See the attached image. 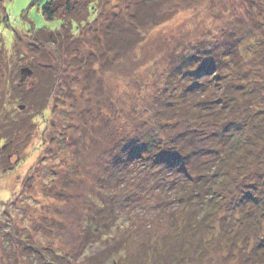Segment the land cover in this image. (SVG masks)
<instances>
[{
    "label": "rangeland",
    "instance_id": "374dc122",
    "mask_svg": "<svg viewBox=\"0 0 264 264\" xmlns=\"http://www.w3.org/2000/svg\"><path fill=\"white\" fill-rule=\"evenodd\" d=\"M34 1L4 0L7 21L0 23L1 43L9 53L0 59V114L7 109L17 117L26 114L31 128L30 140L17 157L8 154V164H4L11 168L0 172V238L9 233L15 241L9 240L13 244L7 249L10 260L0 247V264H47L51 252L79 253L75 264H111L136 250L137 238L151 222L157 234L169 226L157 215H146L130 230L128 211L118 205L119 216L125 213L119 227L81 249L80 238L87 226L84 216L90 202H97L98 179L114 155L116 142L135 138L157 121L155 96L168 84V71L178 66L186 69L184 62L199 57L202 45L216 57L228 58L232 66V62L241 63L243 83L256 74L259 83H264V65L257 57L264 53V0H167L155 8L141 6V0H95L88 22L72 27L73 43L67 50L63 45H45L30 52L23 42L12 47L16 34L23 37L32 29L54 30L61 25L59 20L49 22L42 17L40 8L48 0ZM136 3L137 15L145 16L152 9L156 21L143 16L145 25L138 28L141 35H131L140 42L126 55L123 52V57L114 53L100 57L106 40L103 30L115 18L113 14L124 23L123 16L129 9L134 12ZM77 45L81 49L74 56L70 51ZM11 48L18 50L14 53ZM92 54L98 59L91 58ZM221 62L224 72L231 75L232 66ZM36 63L40 67L32 75L31 66ZM200 67L196 64L195 70ZM207 75L195 77L203 80ZM44 76V83L49 85L50 77L55 82L48 103L42 110L24 108L15 97L18 83L32 87ZM232 94L240 97L236 91ZM255 105L264 109V100L258 99ZM48 189L61 195L56 198ZM239 247L226 257L211 253L198 264H252L245 252L240 259L243 248ZM253 262L259 261L253 258Z\"/></svg>",
    "mask_w": 264,
    "mask_h": 264
},
{
    "label": "trees",
    "instance_id": "16d2710c",
    "mask_svg": "<svg viewBox=\"0 0 264 264\" xmlns=\"http://www.w3.org/2000/svg\"><path fill=\"white\" fill-rule=\"evenodd\" d=\"M164 1L167 0H141V6L155 8ZM94 2L48 0L40 8L41 15L49 22L59 20V29H32L23 37L16 34L12 47L23 42L30 52L45 45H63L67 50L73 43L72 27L88 22ZM136 5L134 12L129 9L123 16L124 23L113 14L115 18L103 30L106 40L100 57L114 53L120 58L123 52L127 54L128 49L139 44L140 39L134 40L131 35H141L138 28L145 23L144 15L136 13L140 10ZM150 11L144 17L155 22V14ZM6 21L4 0H0V23ZM76 47H70L74 56L81 49ZM14 50L18 48H11V52ZM8 55L0 38V59ZM233 55V51L228 54L232 59ZM216 56L202 45L199 57L184 62L186 69L172 67L167 74L168 84L164 83L161 93L155 96L157 121L148 124L135 138L116 142L114 155L98 179L97 202H90V211L84 216L87 226L80 238L82 250L119 227L118 221L125 214L119 216L122 210L118 205H122L123 211H128L125 216L130 230L136 229L146 215H157L169 226L157 234L151 230V222L146 233L137 238L136 250L111 264H198L214 252L224 257L232 255L239 245L243 248L240 259L245 252L243 255L252 264H256L253 258H257V264H264V221L260 220L264 216V109L255 108L258 99L264 100V83H259L258 74L243 83L241 63L235 61L232 66L227 58L225 62L232 66V74L228 75L221 62L224 60ZM257 57L264 65V53ZM91 58L98 59L94 54ZM93 63L95 60L90 66ZM196 64L201 65L200 70H195ZM31 67L33 75L40 66L36 63ZM198 73L209 75L201 80L195 77ZM45 77H40L41 83L37 85L31 82L32 87L18 83L15 97L24 108L42 110L46 106L55 82L50 77L48 85L44 83ZM249 82L255 85L249 86ZM235 91L240 97L233 96ZM11 113L7 109L0 114V172L11 168L7 166L8 154L17 157L31 136L27 115L17 117ZM48 190L56 198L61 195ZM9 240L15 243L9 233L0 238L1 251H6L8 260L11 256L7 249L13 246ZM34 251L40 258L38 249ZM51 254L47 264L79 261V253Z\"/></svg>",
    "mask_w": 264,
    "mask_h": 264
},
{
    "label": "water",
    "instance_id": "95a60500",
    "mask_svg": "<svg viewBox=\"0 0 264 264\" xmlns=\"http://www.w3.org/2000/svg\"><path fill=\"white\" fill-rule=\"evenodd\" d=\"M24 71V70H23ZM22 108V107H21Z\"/></svg>",
    "mask_w": 264,
    "mask_h": 264
}]
</instances>
